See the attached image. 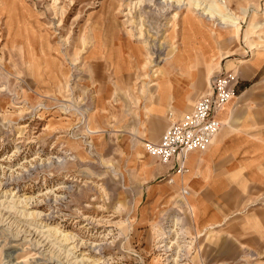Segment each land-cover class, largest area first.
I'll return each mask as SVG.
<instances>
[{
	"label": "rangeland",
	"instance_id": "1",
	"mask_svg": "<svg viewBox=\"0 0 264 264\" xmlns=\"http://www.w3.org/2000/svg\"><path fill=\"white\" fill-rule=\"evenodd\" d=\"M161 1L0 0V264H264V163L146 150L233 73L264 153V0H225L238 37Z\"/></svg>",
	"mask_w": 264,
	"mask_h": 264
},
{
	"label": "built area",
	"instance_id": "2",
	"mask_svg": "<svg viewBox=\"0 0 264 264\" xmlns=\"http://www.w3.org/2000/svg\"><path fill=\"white\" fill-rule=\"evenodd\" d=\"M238 83L233 73L217 78L210 91L199 97L190 113L174 121L157 144H147V153L164 165H170L177 175L187 172L190 154L207 150L221 130L217 113L235 96Z\"/></svg>",
	"mask_w": 264,
	"mask_h": 264
},
{
	"label": "crops",
	"instance_id": "3",
	"mask_svg": "<svg viewBox=\"0 0 264 264\" xmlns=\"http://www.w3.org/2000/svg\"><path fill=\"white\" fill-rule=\"evenodd\" d=\"M259 72H260V70H258V72H256L255 75L259 74ZM237 87H238V85H237ZM239 89H240V87L238 88V90ZM241 91H242L241 96L235 95L217 113V118L223 124V128H222L221 132L218 133V135L214 138L213 143L209 149V152L205 153L203 155V157H202L203 160L200 161L199 168L194 173V174H196V176H201L204 179H206L207 177L205 176V170L202 169V166L207 167L208 165L209 166L213 165V159L215 158V161H216L217 157H219L220 155H223V153L225 154V157L227 158L224 163H226V164L237 163L240 166L241 165L246 166V168H248L249 170L252 169L254 166H256V168H257L260 164L264 163V153L263 154L259 153L258 145L256 143H254L253 141H251V139L250 140H247L245 138L232 139L230 137L233 134L231 131V124L234 121L235 116H236V114H235V105H236L235 101L238 100L239 98H241L243 95H245V97L248 96V93H246L247 92L246 88H243ZM190 98H191V94H190ZM187 101H190V102L187 103ZM191 101H193V100L188 98L183 102L184 103L183 105L189 106ZM234 152L237 153V158L239 160H235V157L233 155ZM190 155H192V153ZM206 155H208V156H206ZM190 157H191V161H193V162L195 161L194 159H197L193 155ZM190 157H189V159H190ZM231 160H234V161H231ZM194 166H196V165L194 164ZM256 168H254V169H256ZM252 171H253V169L251 170L250 174L252 173ZM192 176L193 175L186 176L187 182L192 181ZM211 185L214 188H216V190L218 192L221 191V189L225 188V185L223 184V182L217 181ZM192 192H193V189H192ZM192 196H193V194H192Z\"/></svg>",
	"mask_w": 264,
	"mask_h": 264
},
{
	"label": "bare ground",
	"instance_id": "4",
	"mask_svg": "<svg viewBox=\"0 0 264 264\" xmlns=\"http://www.w3.org/2000/svg\"><path fill=\"white\" fill-rule=\"evenodd\" d=\"M151 1H154V0H151ZM188 5L193 6L197 11H201L203 16H210L212 19H218L220 22V25L224 27H228V28L229 27L233 28V31H231V34H233L235 37L239 36V32H240V29L238 28L239 18L232 12L229 4L225 0H163L161 1V4H160V6L163 7L164 10L165 9L182 10L184 7ZM242 11L245 15H247L248 10L242 9ZM232 98H230L228 102ZM227 103H225L222 106V108ZM176 177L178 176H174L172 181L168 183H174ZM40 215H41L40 213H36V216H40ZM178 222H179V217L177 216L175 218V223L178 225ZM59 231L60 230L57 229L56 227L48 226L46 232L47 233L50 232V234L53 233L55 236H57L58 234L63 235L61 232L59 233ZM63 237H66V236H63ZM67 240L68 239H66V241Z\"/></svg>",
	"mask_w": 264,
	"mask_h": 264
}]
</instances>
